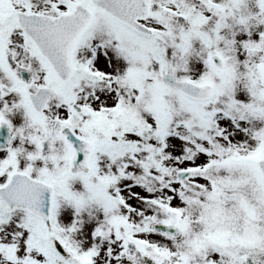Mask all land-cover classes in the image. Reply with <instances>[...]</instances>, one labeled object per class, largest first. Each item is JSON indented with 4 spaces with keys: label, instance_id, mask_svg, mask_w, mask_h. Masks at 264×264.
Segmentation results:
<instances>
[{
    "label": "snow or ice",
    "instance_id": "snow-or-ice-1",
    "mask_svg": "<svg viewBox=\"0 0 264 264\" xmlns=\"http://www.w3.org/2000/svg\"><path fill=\"white\" fill-rule=\"evenodd\" d=\"M0 0V264H264V0Z\"/></svg>",
    "mask_w": 264,
    "mask_h": 264
},
{
    "label": "rangeland",
    "instance_id": "rangeland-1",
    "mask_svg": "<svg viewBox=\"0 0 264 264\" xmlns=\"http://www.w3.org/2000/svg\"><path fill=\"white\" fill-rule=\"evenodd\" d=\"M248 7L251 11L255 12L257 11V8L255 6V0H247Z\"/></svg>",
    "mask_w": 264,
    "mask_h": 264
},
{
    "label": "flooded vegetation",
    "instance_id": "flooded-vegetation-1",
    "mask_svg": "<svg viewBox=\"0 0 264 264\" xmlns=\"http://www.w3.org/2000/svg\"><path fill=\"white\" fill-rule=\"evenodd\" d=\"M0 134H6V130L0 129ZM3 139V135H0V140Z\"/></svg>",
    "mask_w": 264,
    "mask_h": 264
}]
</instances>
